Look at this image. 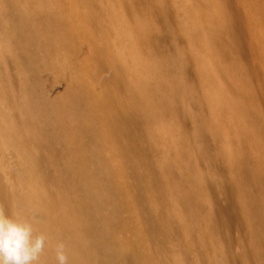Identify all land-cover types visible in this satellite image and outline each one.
I'll return each mask as SVG.
<instances>
[{
	"label": "bare ground",
	"instance_id": "bare-ground-1",
	"mask_svg": "<svg viewBox=\"0 0 264 264\" xmlns=\"http://www.w3.org/2000/svg\"><path fill=\"white\" fill-rule=\"evenodd\" d=\"M199 1L0 0V211L46 236L38 264L58 240L68 264H237L241 234L264 264V123Z\"/></svg>",
	"mask_w": 264,
	"mask_h": 264
},
{
	"label": "rangeland",
	"instance_id": "rangeland-1",
	"mask_svg": "<svg viewBox=\"0 0 264 264\" xmlns=\"http://www.w3.org/2000/svg\"><path fill=\"white\" fill-rule=\"evenodd\" d=\"M192 3L194 6L207 8V5L204 6L199 0H192ZM219 6L226 11L229 37L225 38V49L228 51L227 59L230 58L228 63H231L229 65L231 74L226 72L227 70H222V77L225 81L227 80L229 93L232 91V95L235 93L239 95L242 83L237 77L232 76V72L235 75L238 68L243 71L250 96L256 102L264 123V0H214L208 9L211 11V8L215 9ZM240 131L239 145L245 148L249 157L253 160L257 159L259 149L251 143L248 136L244 139L242 128ZM255 191L253 192L256 193ZM140 235L141 231L132 226L126 231L124 241L128 244L132 243ZM244 245L245 240L241 234L233 247V255H229L232 259L236 258L237 264L243 262Z\"/></svg>",
	"mask_w": 264,
	"mask_h": 264
},
{
	"label": "clouds",
	"instance_id": "clouds-1",
	"mask_svg": "<svg viewBox=\"0 0 264 264\" xmlns=\"http://www.w3.org/2000/svg\"><path fill=\"white\" fill-rule=\"evenodd\" d=\"M46 236L35 233L33 221L21 213L0 211V264H38ZM56 264H68L66 245L58 240L54 247Z\"/></svg>",
	"mask_w": 264,
	"mask_h": 264
}]
</instances>
